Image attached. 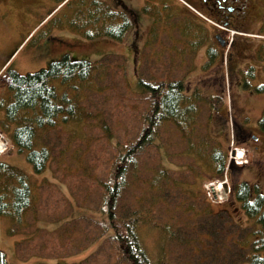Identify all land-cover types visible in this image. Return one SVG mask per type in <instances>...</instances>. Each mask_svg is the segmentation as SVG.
<instances>
[{
	"label": "rangeland",
	"instance_id": "1",
	"mask_svg": "<svg viewBox=\"0 0 264 264\" xmlns=\"http://www.w3.org/2000/svg\"><path fill=\"white\" fill-rule=\"evenodd\" d=\"M68 1L0 0V74L7 67L20 74L34 73L59 61L65 54L73 61L88 62L109 55H122L126 68L117 70L115 79L108 74L105 82L108 90L99 98L96 94L97 100L91 95L87 97L86 111H94L91 119L87 122L74 119L50 133L51 141L56 140V148L62 154L49 162L42 173L34 172L26 159L27 152L20 153L12 140L9 150L0 155V161L9 162L27 176L36 197L34 209L38 211L36 218L30 213L29 225L14 234L10 233L17 226L13 219L0 215V250L5 253L8 264H77L99 251L104 238L78 253H69L75 246L69 250L66 246L86 240L85 235L80 234V228H74L70 222L80 216L99 223L97 220L101 215L97 212V205L101 188L98 178L106 174L114 154L122 146V143L117 144L115 137L107 139L102 123L106 119L107 122L112 121L108 123L109 128L115 134L119 131L121 140L132 129L136 131L141 127L143 112L147 113L148 106L139 94L137 79L139 70L146 68L150 53H155L154 60L158 63L155 66L162 75L173 80L183 79L190 95L197 92L199 116L195 125L196 136L194 141L190 140L183 137L174 124H166L155 141L158 146L154 144L152 148L157 153L163 149V153L143 161L141 176L144 181H139L140 187L136 191H128L136 197L144 193L146 177H151L159 167L171 168L170 172L175 176L172 168L185 170L191 164H198L202 181L185 173L181 183L187 193L181 191V187H175V183L180 182L178 179H171L168 193L180 204L191 203L195 210L209 208L214 213L224 211L235 223L253 225L232 192L241 181L258 185L264 192V130L259 124L264 112V50H258L252 58L251 47L237 45L209 56L203 49L191 51L184 46L192 38V33L183 36L185 41L178 35L171 40L157 36V41L153 37L152 40L150 16L144 11L137 15L139 12L135 7L139 1L144 4V0H122L137 15L127 10L131 27L122 40L106 36L87 39L70 25L77 17L80 1L85 0H72L69 4ZM103 1H109L113 9L125 10L118 0ZM166 43L169 46H165ZM160 51H167L166 56L161 57ZM6 92L0 88V95L7 96ZM10 101L11 98L6 97L4 103ZM98 111L101 115L104 112V120L97 119ZM4 118V109L0 107V120ZM0 131L11 139L10 133L4 131L1 125ZM45 131L38 130V135L45 134ZM198 141L209 142L201 146L203 150L207 147V154L214 147L227 154L229 165L222 175L208 171L210 159L205 154L195 153V147L190 148ZM42 145V142L36 144L37 147ZM77 155H81L79 159ZM200 189V195L196 194ZM193 194L204 204L196 205ZM184 210L183 205L174 209L169 201L159 204L152 214L159 223L171 218L172 214L180 217ZM65 216L70 218L66 226L75 236L66 233L65 223L59 225L58 220ZM30 231L37 233L32 237L44 240V244L54 250L52 256L19 259L17 243L31 235ZM138 231L143 247L153 260L158 261L165 256L167 236L161 227L146 221L139 225ZM173 249L169 246L171 258L186 252ZM56 252H60L61 256ZM65 252L67 255H64ZM106 261L107 258H98L94 264H106Z\"/></svg>",
	"mask_w": 264,
	"mask_h": 264
},
{
	"label": "trees",
	"instance_id": "2",
	"mask_svg": "<svg viewBox=\"0 0 264 264\" xmlns=\"http://www.w3.org/2000/svg\"><path fill=\"white\" fill-rule=\"evenodd\" d=\"M147 1L145 12L150 16V0ZM71 2L69 0L67 3ZM166 3L164 15L168 22L162 23L164 31H151V38L157 41V36L171 40L177 35L183 37L193 34L197 29L193 17L183 14L175 0ZM70 25L87 39L106 36L122 40L131 27V20L125 12L113 9L106 1L85 0L80 1L77 17ZM183 39L185 41V37ZM165 46L169 45L166 43ZM160 52L161 57L166 56L167 51ZM150 54V59L146 60V68L139 70L137 79L139 94L148 106L147 113L143 112L141 127L136 131L132 129L121 140L119 131L115 134L109 128L108 123L111 124L112 121L107 122L106 119L105 122H100L107 139L115 137L118 139L117 144L122 143V146L114 154L106 174L98 178L101 188L97 205V212L101 215L97 220L99 223H92L91 219H82L80 216L75 217L74 222L70 223L74 228H80V234L85 235L86 240L66 246L68 250L75 246L69 253H78L96 240L104 238L96 254L77 264H94L98 258H107L106 264H264V192L258 185L252 186L241 181L233 187V197L253 222V225L245 226L235 223L224 211L214 213L209 208L195 210L191 203L180 204L177 198L168 193L171 179H178L180 182H176L175 187H181V191L187 193L186 187L181 183L185 173L202 181L198 164H191L187 167L190 169L185 170L172 168L175 176L171 174V168L159 167L151 177H146L145 189L140 188L144 193L136 197L128 191H136L140 187L139 181H144L141 176L143 161L163 153V149L157 153L152 148L154 144L158 146L155 141L166 124H174L185 138L193 140L196 136L195 125L199 116L197 92L190 95L183 79L173 80L162 75L155 66L158 65L154 60L155 53ZM169 59L171 61V55ZM125 68L122 55H109L98 61L88 62L73 61L65 54L59 61H54L47 68L34 73L20 74L10 67L2 71L0 88L7 91V96L0 95V107L4 109L5 115L0 120V125L4 131L10 133L11 140L20 153L27 152L26 159L34 172L42 173L49 162L62 154L56 148V140L51 141L50 133L74 119H84L86 122L91 119L94 111H86L87 97L91 95L95 98L96 94L98 98L102 96L108 90L105 86L108 74L111 79H115L116 71ZM6 97L11 98L8 104L4 103ZM102 115L99 112L97 119L104 120ZM259 124L264 130V112ZM42 129L47 132L39 136L38 130ZM40 142L43 145L37 147L36 144ZM208 143L198 141L192 143L190 148L195 147V153L205 154L210 159L208 171L222 175L229 165L228 156L216 147L207 154V147L203 150L201 146ZM77 156L79 159L81 155ZM200 193L201 189L196 194ZM192 196L196 199V205L204 204L196 195ZM169 201L174 209L183 205L185 210L180 217L172 214L165 222L158 223L154 219L155 214H152L153 210L159 204L164 205ZM35 202L36 197L27 176L9 162L0 161V215L11 217L17 225L10 233L14 234L15 231H21V227L29 225L30 213L33 218L37 217ZM58 221L59 225L65 223L66 233L70 232L71 236H75L66 226L70 218L65 216ZM146 221L161 227L167 236V249L165 247L163 253L165 256L158 261L150 257L140 239L139 225ZM48 233L51 234L50 231ZM29 234L31 235L17 243L19 259L52 256L54 250L44 244V240L32 237L37 233L30 231ZM169 246L171 249L175 247L172 251L186 252L171 258L168 253ZM56 253L61 256L60 252ZM0 264H8L5 253L1 250Z\"/></svg>",
	"mask_w": 264,
	"mask_h": 264
},
{
	"label": "flooded vegetation",
	"instance_id": "3",
	"mask_svg": "<svg viewBox=\"0 0 264 264\" xmlns=\"http://www.w3.org/2000/svg\"><path fill=\"white\" fill-rule=\"evenodd\" d=\"M118 1L124 6L123 12L128 15L129 10L136 15L126 2ZM144 1L142 5L140 1L135 5L139 12L137 15L143 14L142 11L146 9L148 1ZM168 1L173 0H150L151 31H164L162 23L168 22L164 5ZM175 3L183 14L188 17L191 15L197 25L192 38L184 45L188 50L203 49L212 56L223 49L241 45L251 47L252 58L258 50H264V0H175Z\"/></svg>",
	"mask_w": 264,
	"mask_h": 264
},
{
	"label": "built area",
	"instance_id": "4",
	"mask_svg": "<svg viewBox=\"0 0 264 264\" xmlns=\"http://www.w3.org/2000/svg\"><path fill=\"white\" fill-rule=\"evenodd\" d=\"M9 147V141L0 133V153L6 151Z\"/></svg>",
	"mask_w": 264,
	"mask_h": 264
},
{
	"label": "bare ground",
	"instance_id": "5",
	"mask_svg": "<svg viewBox=\"0 0 264 264\" xmlns=\"http://www.w3.org/2000/svg\"><path fill=\"white\" fill-rule=\"evenodd\" d=\"M240 158V157H239Z\"/></svg>",
	"mask_w": 264,
	"mask_h": 264
}]
</instances>
